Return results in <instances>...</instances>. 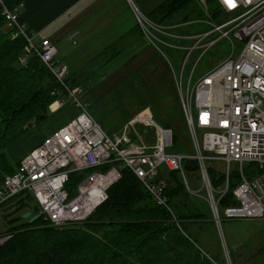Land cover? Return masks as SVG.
Returning a JSON list of instances; mask_svg holds the SVG:
<instances>
[{
  "label": "built area",
  "instance_id": "1",
  "mask_svg": "<svg viewBox=\"0 0 264 264\" xmlns=\"http://www.w3.org/2000/svg\"><path fill=\"white\" fill-rule=\"evenodd\" d=\"M197 1L205 18L174 23L156 21L132 4L137 25L149 45L162 55L163 46L183 53L178 77L173 69L172 75L193 154L165 151L162 146L128 150L120 145L67 86L68 66L55 59L54 44L47 38L35 41L19 22L17 7L0 2L5 25L14 29L11 38L18 34L26 38L28 49L40 57L80 108L77 116L45 137L20 160L13 174L0 181V206L12 198L30 197L44 221L60 228L90 215L106 198V190L120 177L123 166L172 213L164 194L166 181L158 177L159 173L179 171L186 182L183 161L195 159L200 185L218 229L222 217H264V0H231V6L225 0ZM208 1L216 3L224 16L212 19ZM201 21L209 25L203 31H175ZM221 38L231 46L229 56L193 80L201 58ZM235 40L241 45L237 54L233 52ZM63 104L58 97L49 109L54 111ZM198 130L202 131L199 140ZM217 160L226 163L224 183L219 187L212 184L208 172V165ZM232 162L237 165L233 170ZM82 170L88 173L69 191L66 183L70 173ZM234 179L235 203L221 207L219 200ZM8 237L0 232V245ZM213 263L232 264L231 256L224 249L221 262Z\"/></svg>",
  "mask_w": 264,
  "mask_h": 264
},
{
  "label": "trees",
  "instance_id": "2",
  "mask_svg": "<svg viewBox=\"0 0 264 264\" xmlns=\"http://www.w3.org/2000/svg\"><path fill=\"white\" fill-rule=\"evenodd\" d=\"M194 2L197 1L164 0L149 15L161 23L202 18L204 11L192 16L196 10ZM210 2L213 3L212 8H208L210 17L219 19L224 13L216 3ZM5 24L0 5V181L13 174L20 162V159L12 162L6 148L31 128L39 127L50 112L49 105L56 98L73 99L40 57L28 49L26 38L22 34L11 38L14 29L4 27ZM24 56L25 61L22 62ZM127 73L120 77L119 84L131 81L132 73ZM65 82L79 100L80 96L75 93L70 80L66 78ZM130 83L135 85L137 80L133 79ZM139 84L147 86L143 81ZM176 94L175 99H178ZM169 122L166 119L162 124L170 129ZM171 135L174 148L170 151L187 153L177 135L174 132ZM176 147L179 150H175ZM197 168L195 159L183 161L186 182H183L179 171L164 170L159 173L158 177L166 181L164 194L172 213L158 204L140 179L123 166L120 177L106 190V198L90 215L60 228L44 222L30 197L25 200L12 198L8 205L15 206V211L7 216L25 210L39 216L29 222L30 216L21 220L20 215L13 214L14 217L8 219L5 215L6 224L0 232L9 234V237L0 245V264L219 263L217 257L202 249L199 238L190 230L193 224H199L205 217L215 226L207 201L189 191L196 188L188 179L195 178L199 183ZM98 169L103 170L105 166ZM208 172L214 186L223 185V172H215L211 164L208 165ZM86 173L87 170L70 173L66 188L73 191ZM236 182L232 180L229 183L226 193L219 200L221 207L235 203L232 189ZM198 201L203 204L205 212Z\"/></svg>",
  "mask_w": 264,
  "mask_h": 264
},
{
  "label": "rangeland",
  "instance_id": "3",
  "mask_svg": "<svg viewBox=\"0 0 264 264\" xmlns=\"http://www.w3.org/2000/svg\"><path fill=\"white\" fill-rule=\"evenodd\" d=\"M161 1L164 0L159 2ZM157 2L158 0H152L151 4L154 6ZM197 2H194L196 10L192 13V16L201 13V11L203 12L199 7L201 3ZM136 4L142 8L140 2ZM212 4L208 1L207 8L209 10L212 8ZM177 21L175 19L170 23ZM4 27L7 28L6 25ZM208 27L209 25L205 21H201L197 24H189L175 29V31L190 34L203 31ZM240 47L241 45L235 40L234 54L240 51ZM161 50L163 55L152 46H148L146 54L150 51L153 55L150 57L149 54L145 59L147 70L145 71L144 66L140 70L138 69L144 79L142 77L137 79L140 77V72H136L139 74L137 78L135 73L131 75V81L133 79L137 80V84L133 85L130 83L131 81H123L119 84L120 77L129 73L117 71L113 76L109 75L102 80V84L90 91L89 94L83 98L80 97L79 101L86 105L94 119L99 123L101 122L100 124L104 130L128 150H147L162 146L163 150L170 151L174 148L171 141V133L174 132L181 147L188 154H193L195 152L194 145L183 118L180 101L175 99L177 92L172 75L173 69L174 74L178 77L183 53L165 46ZM230 52L231 46L228 44L227 39H219L201 58L193 75V80L206 72L212 65L228 57ZM166 58L171 62V67ZM139 62L140 60L135 61L134 65ZM142 81L147 83L146 87L144 85L140 86L139 82L142 83ZM138 93H140L139 96ZM100 96L101 99H98ZM62 100L64 102L63 106L54 111L49 109L48 116L40 123L39 127L31 128L6 148V154L12 162L21 160L43 136H49L54 130L78 115L79 108L75 105L73 99L64 97ZM166 119L170 120V129L162 124ZM166 133L169 135L167 136ZM201 134L202 131L198 130V140ZM175 150H179V147H176ZM211 166L217 173L226 169V163L220 160L212 161ZM236 166V163L232 162L230 164L231 170L235 169ZM188 180L196 188L189 191L205 200L200 181L198 183L195 178ZM242 200L244 201V199ZM8 202L0 206V231L5 227L6 217L8 219L14 217V215H20L21 220H25V217H22L23 211L13 213L14 215L11 213L7 216L11 211H15V206H9ZM31 203L34 204L32 200ZM198 203L201 205V210L205 212L203 204L200 201ZM208 219L205 217L204 221L190 227L191 232L199 238H197L198 242L204 251L217 257L219 262H221L220 259L223 258V252L226 249L229 256H231L232 264H264V217L235 219L222 217L220 229L209 223Z\"/></svg>",
  "mask_w": 264,
  "mask_h": 264
},
{
  "label": "crops",
  "instance_id": "4",
  "mask_svg": "<svg viewBox=\"0 0 264 264\" xmlns=\"http://www.w3.org/2000/svg\"><path fill=\"white\" fill-rule=\"evenodd\" d=\"M146 1L0 0L17 7L19 22L35 41L47 38L54 44L55 59L68 66L66 78L82 98L117 71L135 73L137 78L147 55L152 57L150 51L146 54L149 44L131 4L149 15L163 1L154 6L152 0Z\"/></svg>",
  "mask_w": 264,
  "mask_h": 264
},
{
  "label": "water",
  "instance_id": "5",
  "mask_svg": "<svg viewBox=\"0 0 264 264\" xmlns=\"http://www.w3.org/2000/svg\"><path fill=\"white\" fill-rule=\"evenodd\" d=\"M29 214H30L29 211H25V212L22 213V217L27 218V217H29ZM38 216H39V214H35V215L31 216V217L29 218V222L33 221V220L36 219Z\"/></svg>",
  "mask_w": 264,
  "mask_h": 264
},
{
  "label": "snow or ice",
  "instance_id": "6",
  "mask_svg": "<svg viewBox=\"0 0 264 264\" xmlns=\"http://www.w3.org/2000/svg\"><path fill=\"white\" fill-rule=\"evenodd\" d=\"M225 3H228L231 6V0H225Z\"/></svg>",
  "mask_w": 264,
  "mask_h": 264
},
{
  "label": "bare ground",
  "instance_id": "7",
  "mask_svg": "<svg viewBox=\"0 0 264 264\" xmlns=\"http://www.w3.org/2000/svg\"><path fill=\"white\" fill-rule=\"evenodd\" d=\"M148 190V189H147ZM45 222V221H44Z\"/></svg>",
  "mask_w": 264,
  "mask_h": 264
}]
</instances>
